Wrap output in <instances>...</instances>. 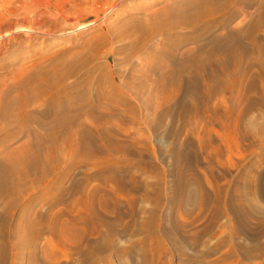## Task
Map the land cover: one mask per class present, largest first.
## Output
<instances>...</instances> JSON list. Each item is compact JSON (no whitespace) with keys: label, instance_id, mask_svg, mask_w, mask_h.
Masks as SVG:
<instances>
[{"label":"rangeland","instance_id":"1","mask_svg":"<svg viewBox=\"0 0 264 264\" xmlns=\"http://www.w3.org/2000/svg\"><path fill=\"white\" fill-rule=\"evenodd\" d=\"M164 1L0 0V94L3 93L4 100H9L16 93L12 95V91L9 93L8 84L13 83L17 74L31 69L34 59L38 61L57 52L62 57L66 54V60L73 59L79 62L89 53L84 67L79 66V70L70 76H74V79L67 78V81L74 82L76 86H74L76 97L71 99L73 104L80 101L77 104L83 105L78 112L79 115L70 118V123L60 126V139L58 138L61 142L62 135L67 129L78 128L82 133L81 142L84 145L81 143L74 154L62 147H55L53 150L60 157L58 156L51 168L53 172L50 170L38 183H32L34 174H29L30 178L26 177L24 184L26 188L25 186V189L23 188L25 192L22 191L21 196L19 195L9 207L5 206L8 195L0 193V264H264V92H262L264 73H260L258 66L253 63L251 68L249 66L252 70L248 69L249 76L246 75L244 81L234 80L232 84L237 85L232 87V94L239 89L241 85L239 82H245V79L246 81L249 79L248 83L245 82L248 87L252 85L251 88H245L243 96L241 95L242 99L240 96L233 98L231 91L227 92L226 89L220 88L214 90L211 94L213 97L211 95L208 98L204 97L200 91L204 87L203 83L189 72V67L192 65L193 55L203 49L202 53L206 52L208 46L197 48L202 40L199 41L200 38H193L191 35H195L196 31L203 32L209 29L207 32L209 37L214 33H224L226 30L222 21L224 10L178 23L180 31L175 28L176 25L171 27L173 30L169 28L165 29L164 33L161 31L163 34L158 32L160 35L156 30H153L156 34L153 31L149 33L148 30L139 37L135 32L137 30L130 27L134 20H148V12L162 8ZM172 1L177 0L169 2ZM224 1L198 2L197 6L194 5L185 11L187 15H191L201 5L206 6L213 2L221 4ZM261 2L262 0H232L227 7L230 5L232 9L238 11L236 10V16L231 18L226 26L237 29L244 17L246 21L253 20L252 15ZM146 5H149V8L142 10ZM152 33L155 37L154 35L152 37ZM104 34L111 37L107 39L108 42L106 41L108 37ZM258 35V41L264 45V30H259ZM98 40H101L102 44L96 46L99 44ZM165 40L170 45L168 43V46L163 45ZM184 42L186 44L181 45ZM247 44L250 45V41ZM86 48L87 53L84 51ZM194 50L196 52H193ZM253 53L255 51L252 52L249 48L242 67H247L246 62L255 55ZM189 55L191 61L187 59ZM261 58L264 60V54ZM87 67L89 84L81 82L85 77L83 70ZM166 67L170 69L179 67L177 70H180V74L182 71L180 77L184 84L198 86L200 90L193 94L191 100L182 92L175 96V99L173 97L168 99L165 105L159 104L158 76ZM103 73L111 80H115L117 86L125 85L124 89L119 87L118 93L108 89L106 83H101L106 95L103 91H101L103 97L96 94L94 82ZM184 78L190 80L185 81ZM171 81L173 84L175 77ZM139 83H142V89L136 91L139 95L136 93L134 95L133 88L141 86ZM249 89L251 91H248ZM126 91L128 95L130 93L129 96L126 95ZM120 96L129 100L132 98L135 105L139 102L136 112L138 111L139 119L140 117L142 119L135 122L128 119L130 113L126 107L122 111L125 103L121 102V105L124 103L121 107ZM181 97L183 100L178 102L177 99ZM205 98L208 102L204 101ZM135 99L139 101L136 102ZM33 102L38 104L37 101ZM143 102L146 103L145 107ZM187 105L194 108L193 112H189ZM233 106L235 108L233 112L239 113L237 125L232 124L235 113L222 116L226 107L228 109ZM11 110L12 107L6 113L11 114L7 119L0 118V161L16 148L20 149L31 141L36 142V135L44 133L41 126H38V121L50 122L55 116L52 110L44 114L35 113L33 121L23 124L18 121L19 118L16 119L18 115ZM119 112L126 115L122 116ZM218 116H222L224 120ZM215 121L218 123H214ZM223 121L225 122L221 126L220 123ZM80 122L84 124L82 126L76 124ZM92 146L95 152L91 151ZM85 150L88 152L85 153ZM88 154L89 157L86 156ZM85 157L88 158L84 159ZM54 185H57V190H54L56 189ZM31 186L35 187V190ZM91 187L95 193H91L85 200L87 206L75 203L77 197ZM5 207L9 215L4 214ZM54 212L58 214L54 220L56 223L50 221V216ZM28 220L29 223H34L33 226L40 224L37 234L31 235L32 238L27 237L25 233L27 231L25 222ZM66 221L73 226L68 225ZM52 223L53 226L57 225L54 233L51 229ZM63 223L68 226H62ZM70 226L73 231H69ZM57 231L59 237L72 235L75 239L67 237L62 246L51 247L49 243L54 244V240L58 238ZM89 250L94 253L91 254ZM45 254L50 257L46 258Z\"/></svg>","mask_w":264,"mask_h":264},{"label":"bare ground","instance_id":"2","mask_svg":"<svg viewBox=\"0 0 264 264\" xmlns=\"http://www.w3.org/2000/svg\"><path fill=\"white\" fill-rule=\"evenodd\" d=\"M170 1V0H169ZM167 0H165L163 2V7L159 10H155L154 12H148L149 13V16H148V20L146 21H135L134 20V23H132V26H130L132 29H136L137 31V34L138 36L140 37L141 34L147 32L148 30H150L149 33H151V31L153 30H156L157 33L158 32H161L165 31V29L169 30V28L171 27H175L178 23H184V22H188L190 20H192L193 18H197V17H200L202 15H205V14H211V13H214V12H219L222 10H224L223 12L225 13L224 14V18H223V25L226 27V30L224 33H220V34H215L212 35V37L208 36L207 35V32L206 30H204L203 32H199V31H196L195 35H191V37L193 38H200L201 43H199V47L197 48H200L202 49V47H207V50L206 52L202 53V51L204 50H200L201 52L196 54V55H193V52H196L195 50L192 52V55L194 56V58H192V65H190L191 67H189V72L193 74V76L199 80L201 79L202 83H203V88L202 90L198 89V86L196 85H192V86H187L186 84H184V82L182 81L181 79V74L182 71H181V74L179 73L180 70L178 71L177 68H181V66L179 67H176V69H170L169 67H166L165 68V71H162L160 73V75L158 76L159 77V87H158V93L159 94V101L157 99V101L159 102V104L161 105H165V103L168 101V99H170L171 97H173V99H175L174 97L175 96H178L180 95L182 92H184L186 95H188V98L191 100V97L193 96V94L195 92H198L199 90L203 93L204 97L208 98L210 97V95L215 91H217L218 88L220 89H226L225 91H231V94H232V87L236 84H232L234 82V80L238 79V81H242L243 78L247 75L249 76V72H248V69L251 68V64H256L255 66H258L259 68V72L260 73H264V60L261 58V56L264 54L263 51H264V45L263 44H260V42L258 41L259 39V35H258V31L263 29L264 30V0H262V2L257 6L256 8V11L254 12V14L252 16H254L253 20L250 19L248 21H246L245 17L244 19H242L241 21V26L237 29H230L228 28L226 25H227V22L236 16L237 14V11L235 9H232L231 6L229 5L228 6V3H231L232 0H225L223 3H215L213 2L212 4H207L206 6H200L196 8V10L194 11V13H192L191 15H187V11L188 9L187 8H191L192 6L196 5L197 6V3L200 2H205L206 0H190L189 2H182L181 0H177L176 2H169ZM238 3V2H237ZM246 4V3H245ZM247 5V4H246ZM226 7V8H225ZM22 8V7H21ZM149 8V5H146L144 6V8L142 10H146ZM150 8L151 5H150ZM140 9V8H139ZM185 9H187V11H185ZM150 11V10H149ZM153 11V10H152ZM140 12V11H139ZM142 12V11H141ZM140 12V13H141ZM147 12V11H146ZM97 13V12H96ZM146 13V14H148ZM239 13V12H238ZM143 14H145L143 12ZM215 14V13H214ZM140 15V14H138ZM218 15V14H216ZM215 15V16H216ZM14 16V15H13ZM146 16V15H145ZM192 16V17H191ZM214 16V15H213ZM143 17V16H142ZM190 17V18H189ZM209 18L208 17V21H209ZM248 18V17H247ZM146 19V18H145ZM206 19V18H205ZM204 19V20H205ZM213 19V18H212ZM201 21V20H200ZM203 21V19H202ZM180 25V24H179ZM195 25V24H194ZM193 25V26H194ZM183 27V25H181ZM179 26V27H181ZM181 27V28H182ZM186 27V26H185ZM198 27V26H197ZM200 27V26H199ZM210 27V26H209ZM175 28H178V25L177 27ZM174 28V30H176ZM184 28V27H183ZM189 28V27H188ZM192 28V27H191ZM201 28V27H200ZM207 28V26H206ZM223 28V27H222ZM173 30V28H171ZM193 29V28H192ZM196 29V28H195ZM224 29V28H223ZM178 30L180 31V29L178 28ZM197 30V29H196ZM177 31V32H179ZM133 31H131L132 33ZM140 32V33H139ZM168 32V31H166ZM198 32V33H197ZM153 33H155V31H153ZM152 33V37H153V34ZM162 32L160 34H163ZM129 34V33H128ZM127 34V35H128ZM156 34V33H155ZM159 34V33H158ZM159 34V35H160ZM212 34V32H211ZM210 34V35H211ZM105 35V34H104ZM165 35V34H164ZM102 36V35H101ZM100 36V38H101ZM137 36V35H135ZM147 36V35H145ZM105 37H108L105 35ZM104 37V38H105ZM155 37V35H154ZM95 38V37H94ZM98 38V37H97ZM98 38V39H100ZM103 38V39H104ZM111 38V37H110ZM109 37L106 38V41L108 42L107 39H110ZM191 38V39H193ZM151 39V38H150ZM185 39V38H184ZM94 41V39H92ZM105 40V39H104ZM103 40V44H105ZM188 40V39H187ZM90 41V40H89ZM147 39L145 41V43L147 44ZM198 41V42H199ZM250 41V45L247 44V42ZM92 42V41H91ZM90 42V43H91ZM97 42V41H96ZM106 42V43H107ZM181 43V41H179ZM191 42V41H190ZM195 42V41H194ZM193 42V43H194ZM98 45L96 44V46H99L102 44V41L101 40H98ZM168 41L166 42L163 41V45L167 44ZM169 44V43H168ZM165 45V46H168ZM186 43L184 42L183 44L181 45H185ZM196 44V43H195ZM145 45V44H144ZM162 45V44H161ZM170 45V44H169ZM89 46V45H87ZM86 46V47H87ZM164 46V47H165ZM84 47V46H83ZM162 47V46H161ZM92 48V47H90ZM163 48V47H162ZM249 48L251 49L252 52L255 51V54L253 57H250L248 59V61L246 62L247 64V67L244 68L242 67V64L244 62V59L247 55V52L249 50ZM93 49V48H92ZM100 49V48H99ZM176 49V48H175ZM102 50V49H101ZM165 50V48H164ZM86 51L85 53H87V48L84 50ZM92 51V50H91ZM90 51V52H91ZM66 52V51H64ZM73 52V50L71 51ZM100 52V51H98ZM164 52V51H163ZM166 52V51H165ZM164 52V53H165ZM70 53V52H69ZM68 53V54H69ZM263 53V54H262ZM73 54V53H72ZM71 54V55H72ZM84 54V52L82 53ZM52 55V56H51ZM49 57H42L40 60H36L34 59L33 61V64H31L33 67L31 69H28V70H25L24 72H21L19 74H17V76L15 77V79H13V83L10 85L8 84V89L7 90H10L9 93H11V95L13 93L14 96H11L10 99L8 100H4V95L0 94V118H4V119H7L8 114H6L10 108L12 107L13 110H11V112L14 111V114L18 115V117H16V119L19 118L18 121H21L20 123H25V122H31L33 121V117H36L35 116V113H38V114H44L46 112H49L52 110V112H54L55 116L53 118V120L50 122H44V121H38V126L44 130V133L43 134H39V135H36V142H32L31 143H28L26 145H24L23 147H21L20 149L16 148L15 151H12L10 152V154L7 153V157L2 159L0 161V193L4 194L5 196L8 195L7 197V200L5 202V206L6 207H9L10 204H12L14 201H16L17 197L19 198V195L21 196V193L23 191V188H24V184L26 182V177L29 176V174H34L31 182H39L41 181L44 177L47 176V174L49 173V171L51 170V168H53V164L54 162L57 160L58 158V153L56 154L55 153V150H53L55 147L59 146V147H62L66 150H68L67 152H71L72 154H74L73 152H75L77 150V148L79 146H81V140L83 139L82 137V133L80 132V129H67L66 132L62 135V140H60L61 142L58 141V138L60 137L59 136V130H60V126L62 125H65L66 123H70L69 119L74 117L76 114H78V112H80V109L82 107V103L80 104H77L78 102L80 101H77L76 104H73V101L71 99H75L76 97V94L74 92V89H75V83L74 82H71V81H67V78L70 77L71 75H73L75 73V71L80 68L79 66H83L86 64L87 62V58L89 56V53L88 54H85L83 57L82 55V59L78 62H76V60L74 61L73 59L72 60H66L65 59V55H63L64 57L60 56L59 54H57V52H55L54 54H51ZM55 55V56H54ZM54 56V57H53ZM58 56V58H56ZM67 56V55H66ZM80 56V55H79ZM191 55H189V58L187 59H190L189 61H191ZM249 56V55H248ZM256 56V57H255ZM53 57V58H52ZM56 58V60H55ZM76 58V57H75ZM184 58V57H183ZM37 59V58H36ZM63 59V60H62ZM70 59V58H69ZM80 59V57L78 58ZM54 60V62H53ZM175 63V62H174ZM172 64V63H171ZM188 64V63H187ZM190 64V62H189ZM174 65V64H173ZM185 65V63H184ZM89 66V65H88ZM175 66V65H174ZM176 66H177V63H176ZM250 66V68H249ZM253 66V65H252ZM187 67V66H186ZM90 68V67H89ZM169 68V69H168ZM175 68V67H174ZM184 69V67H182ZM257 68V67H256ZM79 70V69H78ZM252 70V69H250ZM184 71V70H183ZM187 72V71H186ZM188 72V73H189ZM252 72V71H251ZM91 73V72H90ZM185 73V72H184ZM188 73H187V76L188 77ZM189 73V74H190ZM257 73V72H256ZM81 74V73H80ZM79 74V75H80ZM186 74V73H185ZM77 75V73H76ZM75 75V76H76ZM89 75V69L88 67L87 68H84L83 70V77L84 79H81V82H84V83H88V77ZM94 75V74H93ZM92 75V76H93ZM91 76V79L93 78ZM191 76V74H190ZM189 76V78H190ZM260 76V75H259ZM74 76L70 77L71 79L73 78ZM78 77V75L76 76ZM80 77V76H79ZM132 77V76H131ZM130 77V78H131ZM175 77V81L174 83L172 84V81L171 79ZM252 77V76H250ZM249 77V78H250ZM264 77V75H263ZM246 78V77H245ZM260 78V77H259ZM74 79V78H73ZM77 79V78H75ZM134 79V78H132ZM188 79V78H186ZM186 79L184 78L183 80L186 81ZM192 79V78H190ZM188 79V80H190ZM194 79V78H193ZM261 79V78H260ZM130 80V79H129ZM155 80V79H154ZM248 80L246 81L245 79V82L248 83ZM252 80V79H250ZM90 81V80H89ZM237 81V80H236ZM244 81V80H243ZM264 81V80H262ZM260 81V82H262ZM71 82V83H69ZM132 82V80H131ZM134 82V81H133ZM137 82V81H136ZM190 82V81H189ZM193 82V81H192ZM195 82V81H194ZM198 82V81H196ZM245 82H239L240 86L238 87L239 89L237 90L236 93L232 94L233 98H236V97H239L241 98V95L243 94V92H245V88L248 87V84H246ZM90 83V82H89ZM88 83V84H89ZM92 83V82H91ZM95 83V84H94ZM94 87L96 88V94H101V91H103V94L104 93V90L102 89L101 87V83H106V86H108L107 88L110 89V90H113L115 92H120L119 91V87L121 89H124L123 87H125V85L122 86H117V82L115 80H111L109 78V76L106 74V73H103L101 74L97 80H95L94 82ZM156 83V82H155ZM186 83V82H185ZM243 83V84H242ZM77 84V82H76ZM103 84V85H104ZM135 84V83H134ZM133 84V85H134ZM142 84V83H141ZM139 83V85H141ZM152 84V83H151ZM193 84V83H192ZM201 84V83H200ZM87 85V84H85ZM120 85V83H119ZM128 85V84H127ZM237 85V84H236ZM257 85V84H256ZM264 85V84H263ZM75 86V87H74ZM81 86V84L79 85ZM78 86V87H79ZM136 86V85H135ZM142 86H137V87H134V92L133 90L131 92H133V94L135 95L136 91H140V89H142ZM151 86V85H150ZM155 85L153 84V87ZM200 86V85H199ZM200 86V87H201ZM252 85H250L249 87L251 88ZM254 86V85H253ZM82 87V86H81ZM127 87V86H126ZM141 87V88H140ZM152 87V89H153ZM199 87V88H200ZM237 87V86H236ZM248 87V88H249ZM258 87V86H257ZM263 87V86H262ZM104 88V87H103ZM149 88V87H148ZM217 88V89H216ZM256 88V87H255ZM264 88V87H263ZM132 89V88H131ZM130 89V90H131ZM157 89V88H156ZM219 89V90H220ZM259 89V88H258ZM262 89V88H260ZM264 90V89H263ZM14 91V92H13ZM109 91V90H108ZM122 91V90H121ZM125 91V90H124ZM248 91H251L250 89ZM114 92V93H115ZM127 92V91H126ZM124 92V93H126ZM150 92V91H149ZM155 92V90H154ZM200 92V93H201ZM221 92V91H220ZM234 92V91H233ZM257 92V91H256ZM264 92V91H262ZM261 92V93H262ZM122 93L123 91L121 92V96H122ZM141 93V92H140ZM199 93V94H200ZM8 94V93H7ZM198 94V95H199ZM216 94V93H215ZM218 94V92H217ZM250 94V92H249ZM248 94V96L250 97V95ZM252 94V93H251ZM94 95V94H93ZM106 95V94H105ZM111 95V94H110ZM113 95V93H112ZM120 95V94H118ZM126 95H128V92L126 93ZM130 95V93H129ZM128 95V96H129ZM136 95H139L136 93ZM142 95V94H141ZM202 95V96H203ZM214 95V94H213ZM115 96H117V94H115ZM120 96V97H121ZM124 96V94H123ZM133 96V95H132ZM200 96V95H199ZM198 96V97H199ZM224 96V95H223ZM236 96V97H235ZM243 96V95H242ZM247 96V95H246ZM260 96V94H259ZM81 97V96H80ZM94 97V96H92ZM98 97V96H97ZM101 97H103V95L101 94ZM100 97V98H101ZM108 97V95H107ZM114 97V96H113ZM119 97V96H118ZM127 97V96H125ZM131 97V96H130ZM134 97V96H133ZM139 97V96H138ZM211 97H213L211 95ZM251 97H254V96H251ZM261 97V96H260ZM4 98V99H3ZM95 98V97H94ZM99 98V97H98ZM150 98V97H149ZM182 98V99H181ZM180 99L176 98L179 102V100H183V97H181ZM186 98V97H185ZM206 98L204 101H206ZM243 98V97H242ZM241 98V99H242ZM262 98V97H261ZM108 99V98H107ZM112 99V98H110ZM132 99V98H131ZM129 100L128 98H124V97H121V100H119L120 102V105H121V102H124L125 105L124 107H122V104L121 107H122V111L123 109L126 107L128 113H130L129 115V120L132 121V122H135V121H138L140 119H142L140 117L137 116V113L138 111L136 112L137 110V103L139 104V102H137L138 99H135V101L137 102L136 105L133 103V99L132 100ZM147 99V98H146ZM194 99V98H193ZM227 99V98H226ZM252 99V98H250ZM103 100V99H101ZM109 100V99H108ZM116 100V99H115ZM141 100V99H140ZM185 100V99H184ZM228 100V99H227ZM232 100V99H231ZM239 100V99H238ZM260 100V99H259ZM33 101H37L38 104H35ZM99 101V99H98ZM113 101V100H112ZM139 101V100H138ZM188 101V100H187ZM234 101V100H233ZM237 101V100H236ZM249 101V100H248ZM253 101V100H252ZM255 101V100H254ZM102 102V101H101ZM100 102V103H101ZM142 102V101H140ZM147 102V101H146ZM177 102V101H176ZM175 102V103H176ZM183 101H181L182 103ZM191 102V101H190ZM193 102V101H192ZM208 102V100L206 101ZM211 102V101H210ZM240 102V101H239ZM243 102V101H242ZM241 102V103H242ZM84 103V102H83ZM104 103V101H103ZM106 103V102H105ZM104 103V104H105ZM109 103V102H108ZM112 103V102H111ZM115 102H113L114 104ZM263 103V102H262ZM92 104V103H90ZM146 103L143 102V106L145 105ZM179 104V103H178ZM193 104V103H192ZM191 104V105H192ZM207 104V103H206ZM226 104V103H225ZM253 104V103H252ZM15 107H14V106ZM86 105V104H85ZM84 105V107H85ZM110 105V104H108ZM116 105V104H115ZM119 105V106H120ZM149 105V104H148ZM177 105V104H176ZM174 105V106H176ZM185 105H186V101H185ZM190 105V104H189ZM213 105V104H212ZM237 105V104H236ZM118 105H116L117 107ZM139 106V105H138ZM160 106V105H159ZM167 106V104H166ZM181 106V105H180ZM188 106V105H187ZM186 106V107H187ZM214 106V105H213ZM230 106H232L230 104ZM101 107V106H100ZM103 107V106H102ZM115 107V106H113ZM120 107V108H121ZM145 107V106H144ZM148 107V106H147ZM185 108V106H183ZM189 107V106H188ZM194 107V105H193ZM207 109L211 110L209 107L205 106ZM237 107V106H236ZM94 108V106H93ZM141 108V107H140ZM213 108V107H212ZM215 108V106H214ZM220 107H218L219 109ZM83 109V108H82ZM87 108H85L86 110ZM88 109H90V107L88 106ZM116 110H118L117 108H114ZM169 109V108H168ZM178 109V107H177ZM187 109V108H186ZM190 109V110H189ZM189 112H193V109L189 107ZM221 109H223L221 107ZM234 106L233 107H226V110H224V112H222V116H229V114L231 115L232 113H235L233 112L234 111ZM171 110V109H170ZM206 110V109H205ZM208 110V112H209ZM217 110V109H216ZM220 110V109H219ZM87 111V110H86ZM85 111V112H86ZM94 111V110H93ZM140 111V109H139ZM176 111V110H175ZM210 111V112H211ZM214 111V110H213ZM125 112V111H124ZM170 112V111H169ZM179 112V111H177ZM182 112V111H181ZM232 112V113H231ZM242 112V111H240ZM91 114V112H89ZM96 113V112H94ZM110 113V112H109ZM113 113V112H112ZM122 112H119V114H121ZM212 113V112H211ZM219 113V112H218ZM217 113V114H218ZM13 114V113H12ZM13 114V115H14ZM37 114V115H38ZM57 114V115H56ZM99 114V113H98ZM117 114V113H116ZM175 114V113H174ZM183 114V113H181ZM238 111L233 114V117L235 115V117L233 118V121H232V124H236V123H239L238 121H236V119L238 118ZM34 115V116H33ZM48 115V114H47ZM79 115V114H78ZM106 115V114H105ZM122 116L126 115V114H121ZM156 115V114H155ZM206 115V113H205ZM215 115V114H214ZM39 116V115H38ZM101 116V115H100ZM99 116V117H100ZM104 116V115H103ZM106 116H110L109 114L106 115ZM115 116V115H113ZM160 116V115H158ZM179 116V113L178 115ZM217 116V115H216ZM219 117L218 118H223V117ZM15 117V116H14ZM13 117V119H14ZM82 117V116H81ZM90 117L92 118V116L90 115ZM102 117V116H101ZM112 117V116H110ZM116 117V116H115ZM119 117V116H118ZM172 117V116H171ZM12 118V116H11ZM39 118V117H38ZM75 118V117H74ZM90 118V120H92ZM117 118V117H116ZM124 118V117H123ZM127 118V117H126ZM162 118V117H161ZM182 118H184V116H182ZM209 118V117H208ZM10 119V118H9ZM106 119V118H105ZM127 119V120H128ZM178 119V118H176ZM181 119V118H180ZM226 119V118H225ZM15 120V119H14ZM35 120V119H34ZM78 120V119H77ZM88 120V119H87ZM110 120V119H109ZM208 120V119H207ZM216 120H217V117H216ZM224 120V118L222 119ZM228 120V119H226ZM230 120V119H229ZM37 120H35L36 122ZM48 121V120H47ZM76 122V120H74ZM93 121V120H92ZM118 121V120H117ZM210 121V120H208ZM213 121V120H212ZM211 121V122H212ZM221 121V120H220ZM12 122V121H11ZM27 122V124H29ZM34 122V123H35ZM89 122V121H88ZM98 122V121H97ZM101 122V121H100ZM106 122V121H105ZM111 123H113L112 121H110ZM183 122V121H182ZM225 121L221 122L220 125L222 126L223 123ZM229 122V121H228ZM231 122V120H230ZM9 123V122H8ZM94 123V122H92ZM110 123V124H111ZM163 123V122H162ZM210 123V122H209ZM214 123H218L217 121H215ZM76 124H79V125H83L84 123H76ZM103 124V122H102ZM101 124V125H102ZM109 124V123H108ZM119 124V123H118ZM133 124V123H132ZM138 124V123H137ZM141 124V123H140ZM161 124V123H160ZM31 125H34L33 123H31ZM73 125V124H72ZM91 126V124H89ZM106 125V124H105ZM104 125V126H105ZM122 125V124H121ZM126 125V124H125ZM162 125V124H161ZM225 125V124H224ZM237 125V124H236ZM24 126V125H23ZM27 126V125H26ZM89 126V127H90ZM107 126V125H106ZM109 126V125H108ZM113 126V125H111ZM110 126V127H111ZM116 126V125H115ZM119 126V125H117ZM124 126V125H123ZM66 127V126H65ZM71 127V125H70ZM85 127V126H84ZM109 127V129H111ZM114 127V126H113ZM120 127V126H119ZM226 127V126H225ZM229 127V126H228ZM40 128V129H41ZM68 128V126H67ZM74 128V127H73ZM100 128V127H99ZM101 128H104V127H101ZM232 128V127H230ZM229 128V129H230ZM66 129V128H65ZM64 129V130H65ZM85 129V128H84ZM38 130V129H37ZM46 130V131H45ZM91 130V128H90ZM101 130V129H100ZM103 130V129H102ZM113 130V129H112ZM226 130V129H224ZM110 131V130H109ZM238 131V129H237ZM93 132V131H92ZM102 132V131H101ZM105 133H107L105 131ZM114 133V132H113ZM87 134V132H86ZM95 135V133H93ZM108 134V133H107ZM231 134V133H230ZM16 135V133H15ZM14 135V136H15ZM89 135V134H87ZM111 135V134H110ZM116 135V134H115ZM13 136V135H12ZM19 136V135H18ZM100 138V136H99ZM112 138V136H111ZM110 138V139H111ZM15 139V138H13ZM34 139V138H33ZM60 139V138H59ZM96 139V138H95ZM10 140V139H9ZM109 140V139H108ZM236 137H235V141H236ZM34 141V140H33ZM83 141V140H82ZM113 142V140H111ZM15 142V141H14ZM46 142V143H45ZM92 142H95V141H92ZM90 142V143H92ZM101 142V141H100ZM105 142V140L103 141ZM107 142V140H106ZM110 142V140L108 141ZM111 143V142H110ZM8 144V143H7ZM83 144V143H82ZM108 144V143H107ZM233 144V143H232ZM84 145V144H83ZM87 147V146H86ZM88 147H91V146H88ZM109 147V146H108ZM58 148V147H57ZM235 148L237 149V147L235 146ZM81 149V148H80ZM91 149V148H90ZM117 149V148H116ZM81 150H84V149H81ZM104 150V149H103ZM93 152L94 149H93V146H92V150ZM1 152V151H0ZM82 152V151H81ZM88 152L85 150V153ZM107 152V151H106ZM84 151H83V154H85ZM80 154V153H79ZM82 154V153H81ZM91 155V154H90ZM96 155V154H95ZM89 157V154L86 155ZM100 156V155H99ZM60 157V156H59ZM88 157H85L84 159L88 158ZM94 158V157H93ZM82 159V158H81ZM77 161V159H76ZM81 161V160H80ZM82 161H84L82 159ZM86 161V160H85ZM101 161V160H100ZM99 161V162H100ZM92 162H95L96 161L92 160ZM105 163V162H104ZM103 163V164H104ZM84 164V163H83ZM85 165V164H84ZM98 166H101V164ZM108 166V164H107ZM103 167V166H102ZM100 168V167H99ZM55 170V168H54ZM50 172H53L52 170ZM52 175V174H51ZM110 176V175H109ZM30 178V177H28ZM49 178V177H48ZM111 177H109L110 179ZM50 179V178H49ZM105 179V177H104ZM108 179V178H107ZM106 179V181H107ZM113 179V178H112ZM58 180V179H57ZM59 181V180H58ZM105 181V180H104ZM60 182V181H59ZM110 182V181H109ZM31 183V184H32ZM45 183V182H44ZM111 183V182H110ZM35 186V184H32ZM38 185V184H37ZM36 185V186H37ZM82 185V183H81ZM56 187V189L54 190H57V185H54ZM118 186V185H117ZM33 188V186H31ZM52 187V185H51ZM93 187V186H92ZM89 188L85 191L82 192V195L79 197H77L75 203H79L80 205L82 206H85L86 204V201L88 199V197L90 196V194L94 192V188ZM26 188V186H25ZM24 188V189H25ZM60 188V187H59ZM58 188V189H59ZM77 188V187H76ZM83 188V187H82ZM86 188V185L84 187V189ZM35 190V187L33 188ZM63 189V188H62ZM61 189V190H62ZM80 189V188H79ZM83 189V190H84ZM52 190V188H51ZM50 190V191H51ZM53 190V191H54ZM82 190V189H81ZM68 191V190H67ZM99 192V190H97ZM96 191V192H97ZM25 192V190L23 191ZM56 192V191H55ZM95 193V192H94ZM24 194V193H23ZM27 194H29L27 192ZM26 194V195H27ZM25 195V194H24ZM1 197V196H0ZM28 197V195H27ZM3 198V197H2ZM93 198V197H92ZM113 198V197H112ZM54 199V198H53ZM3 200V199H2ZM52 200V199H51ZM50 200V201H51ZM55 200V199H54ZM63 200V199H62ZM91 200V199H90ZM97 200V199H96ZM23 201V200H22ZM20 201V202H22ZM26 201V200H25ZM59 201V199H58ZM85 201V202H84ZM95 201V200H94ZM1 202V201H0ZM57 202V200H56ZM90 202V201H89ZM55 204V202H53ZM97 203V202H96ZM18 204V202H17ZM15 203V205H17ZM20 204V203H19ZM31 204V203H30ZM91 204V203H89ZM14 205V204H13ZM25 205V204H24ZM78 205V204H76ZM4 206V204H3ZM87 206V205H86ZM85 206V207H86ZM5 207V210L7 209ZM12 207H16V206H12ZM50 207V206H49ZM84 207V209H86ZM94 207V206H93ZM79 208V207H78ZM76 208V209H78ZM92 208V207H91ZM10 209V208H9ZM12 209V208H11ZM15 209V208H14ZM13 209V210H14ZM82 209V208H81ZM87 210V209H86ZM92 210V209H91ZM67 211V210H66ZM89 211V210H88ZM12 212V210L10 211ZM24 212V211H23ZM29 212V211H27ZM69 212V211H68ZM49 213V212H48ZM66 213V212H65ZM4 214H8L9 213L7 212V210L5 211ZM89 214H91L89 212ZM21 215V214H20ZM57 212H54L53 214H51L50 216V221L51 222H54V220L56 219L57 217ZM92 215V214H91ZM28 216V215H27ZM60 217V215H59ZM30 218V217H29ZM20 219V218H19ZM79 219V217H78ZM30 220V219H29ZM29 220L25 222V233L27 235V237L30 238L31 235H36L37 234V231H38V227H40L39 225L38 226H33L34 223L30 222L29 223ZM39 220V219H38ZM68 220V219H67ZM57 221H58V218H57ZM74 221V220H73ZM71 221V222H73ZM67 222V221H66ZM56 223V222H54ZM54 223L49 224L51 225V229L52 232L54 233V231L57 230L56 226H53ZM68 223V222H67ZM2 225V224H1ZM18 225V224H17ZM42 225V224H41ZM67 224L66 223H63L62 226H66ZM68 225H71V223L69 222ZM67 225V226H68ZM73 226V224L71 225ZM71 226L68 227L71 229ZM6 227V226H5ZM46 227V226H45ZM44 227V228H45ZM16 228V227H15ZM4 229H7V228H4ZM42 229V228H41ZM51 229H49L51 231ZM3 230V228H2ZM22 230V229H21ZM61 230V229H60ZM66 230V229H64ZM91 230V229H90ZM59 231V229H58ZM58 231H57V234H58ZM73 231V230H72ZM92 231V230H91ZM65 232V231H64ZM88 232V230H87ZM9 233V231H8ZM40 233V232H39ZM70 232H68L69 234ZM73 233V232H72ZM78 233V232H77ZM92 233V232H91ZM5 234V233H4ZM59 234H60V231H59ZM59 234L57 235L58 238H56L54 240V244L53 242L49 243L51 245V247H54V246H62L63 245V242L67 241V239L69 238H74V236L70 237L69 236H65V237H59ZM71 234V233H70ZM76 234V232L74 233ZM73 234V235H74ZM82 234H84L82 232ZM80 234V236L82 235ZM61 236L63 235V228H62V232L60 234ZM86 235V234H85ZM88 235V234H87ZM76 236V235H75ZM79 236V237H80ZM89 236V235H88ZM1 237V236H0ZM35 237V236H34ZM54 237V236H53ZM108 237V236H107ZM32 238V236H31ZM37 238V237H36ZM67 238V239H66ZM82 238V236H81ZM84 238V237H83ZM75 239V238H74ZM78 238H76V241H77ZM80 239V238H79ZM65 240V241H64ZM71 241V240H69ZM16 243V242H15ZM21 243V242H20ZM19 243V244H20ZM70 243V242H69ZM73 245H74V241L72 242ZM107 243V242H106ZM68 245V243H66ZM21 245V244H20ZM19 245V246H20ZM23 245V244H22ZM72 245V244H71ZM70 246V245H69ZM109 246V245H107ZM110 247V246H109ZM17 248V247H16ZM55 248V247H54ZM57 248V247H56ZM67 248V247H66ZM92 248V247H91ZM13 249V248H12ZM18 250V249H17ZM54 251V249H52ZM9 251V250H8ZM13 251V250H11ZM50 252V251H49ZM86 252V251H85ZM90 252V250H89ZM91 254L94 253V252H90ZM51 254V253H49ZM46 255V254H45ZM89 255V254H88ZM81 256V255H80ZM46 258H49L50 255H46L45 256ZM94 257V256H93ZM50 260V259H49ZM48 260V261H49ZM52 260V259H51ZM55 260V259H54ZM80 261H82V259H79ZM1 263V262H0Z\"/></svg>","mask_w":264,"mask_h":264}]
</instances>
